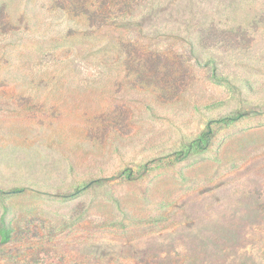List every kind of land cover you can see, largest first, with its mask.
<instances>
[{
    "label": "rangeland",
    "instance_id": "374dc122",
    "mask_svg": "<svg viewBox=\"0 0 264 264\" xmlns=\"http://www.w3.org/2000/svg\"><path fill=\"white\" fill-rule=\"evenodd\" d=\"M0 264H264V0H0Z\"/></svg>",
    "mask_w": 264,
    "mask_h": 264
},
{
    "label": "trees",
    "instance_id": "16d2710c",
    "mask_svg": "<svg viewBox=\"0 0 264 264\" xmlns=\"http://www.w3.org/2000/svg\"><path fill=\"white\" fill-rule=\"evenodd\" d=\"M240 118H241V114H235L219 119L215 122H212L206 127V129L202 132L199 138L193 141L186 150H181L173 154L172 156H167L165 159H161L149 163L146 166L141 167L140 169H134V167H130L129 169L125 170L120 177L122 178V180L134 179L140 177L146 171L156 169L157 167L160 166L159 165L160 163H165L166 165H170L173 163L180 162L191 155L202 153L207 149L217 129L223 127H229L235 122H237ZM2 235L4 241L5 242L8 241L9 239L8 231L4 230L2 232Z\"/></svg>",
    "mask_w": 264,
    "mask_h": 264
}]
</instances>
